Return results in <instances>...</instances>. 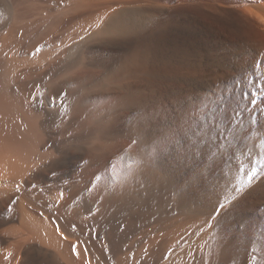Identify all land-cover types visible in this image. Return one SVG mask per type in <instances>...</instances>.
Segmentation results:
<instances>
[{
  "label": "bare ground",
  "instance_id": "6f19581e",
  "mask_svg": "<svg viewBox=\"0 0 264 264\" xmlns=\"http://www.w3.org/2000/svg\"><path fill=\"white\" fill-rule=\"evenodd\" d=\"M0 264H264V0H0Z\"/></svg>",
  "mask_w": 264,
  "mask_h": 264
}]
</instances>
